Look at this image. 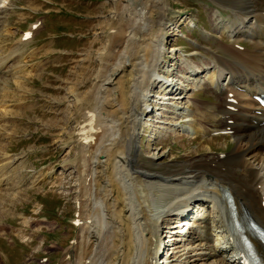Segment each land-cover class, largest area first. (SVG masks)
Wrapping results in <instances>:
<instances>
[{
	"label": "bare ground",
	"instance_id": "obj_1",
	"mask_svg": "<svg viewBox=\"0 0 264 264\" xmlns=\"http://www.w3.org/2000/svg\"><path fill=\"white\" fill-rule=\"evenodd\" d=\"M253 1L235 0L238 6L231 14L235 19L227 20L219 8L211 12L213 30L234 43L217 42L228 57L212 52L203 60L185 57L183 61L173 53L168 66L164 41L176 36L185 20L169 24L165 0H121L118 4L124 14L114 13L120 19L110 26L111 56L102 59L99 78L91 81L89 93L94 100L74 98L76 109L85 114L70 135L81 144L83 159L80 168L70 165L79 172L76 204L80 206L75 218L79 234L72 253L68 249V264H161L164 259L157 256L164 230L170 233L164 264H246L236 253L242 247L238 222L249 227L252 218L264 227V106L258 102L259 96L264 97V11ZM5 13L0 9V19ZM30 32L34 35L37 30ZM242 38L249 39L253 48L238 43ZM18 47L7 55L1 52V96L10 81L3 69L19 62ZM235 66L248 69L238 72ZM19 73L12 72V76ZM82 83L89 85L90 80ZM202 88L212 89L218 102L193 98L194 91ZM154 96L159 97L157 114L147 112ZM194 105L196 109L190 112ZM148 114L156 138L161 129L204 135L231 130L236 146L222 154H213L210 147L206 154L170 163L164 170H147L140 163L137 139L146 127L140 119ZM159 119L162 123L156 127ZM88 127L91 130L83 131ZM6 133L0 138V206L17 191L20 178L14 170L22 165L17 157L7 155L13 135ZM162 156L149 158L156 161ZM183 210L187 218L179 219ZM255 241L264 254L262 243Z\"/></svg>",
	"mask_w": 264,
	"mask_h": 264
},
{
	"label": "rangeland",
	"instance_id": "obj_2",
	"mask_svg": "<svg viewBox=\"0 0 264 264\" xmlns=\"http://www.w3.org/2000/svg\"><path fill=\"white\" fill-rule=\"evenodd\" d=\"M165 1L169 24L177 25L185 20L177 28L179 33L168 36L164 41L168 52L167 64L171 56L175 57L173 53L181 56L183 61L185 57L203 60L211 56L212 52L224 54L217 42L230 39L221 38L213 30L211 12L219 8L226 14L227 20L235 19V15H231L238 6L235 0ZM259 1L264 0L253 2L264 11V3L259 4ZM120 2L0 0V9L6 12L0 19V55L1 52L5 55L11 53L19 45L16 55L20 57L19 62H10L3 69L8 75L5 78L10 81L5 87V96L0 95V138L6 132L13 135L8 142L7 155L17 157V163L22 162V165L16 166L18 170H14L20 178L15 184L19 187L0 206V264L69 263V259L65 258L68 249L72 253L79 234L75 218L79 216L80 206L76 204L79 172L70 165L77 164L80 168L83 159L81 144L74 137L70 139V135L85 114V111L76 109L78 104L74 98L79 96L84 100H94L89 93L91 81L99 78L102 59L111 56L108 43L113 29L110 26L117 25L113 21L118 22L124 14L118 6ZM115 12H121L117 20L114 18ZM169 24L167 22L165 25ZM36 27H39L36 34L26 39L24 31ZM22 39L26 41L22 43ZM238 43L248 48L254 46L247 38L239 39ZM173 48L178 49L171 52ZM234 68L238 72L248 69L240 66ZM21 69L23 71L19 73ZM15 71L19 73L15 76H19L21 84L16 82L17 77L12 76ZM163 71L164 68L159 74L162 75ZM86 78L90 80L89 85V82L86 85L82 83ZM2 87L3 84L0 94ZM194 92L195 99L208 104L218 102L212 89L202 88ZM97 101L100 102V99ZM195 109V105L190 106L189 111L194 112ZM168 116L172 117V112ZM148 119L146 116L140 119L148 123H143V127H146L137 139L140 163L147 170H164L170 163L206 154L210 147L213 148V154H222L233 151L236 146L231 130L223 131L227 132L225 134L214 130L210 135H204L196 131L188 133L184 129L175 134L171 129H161L158 138H154V125L150 116ZM159 121V124L155 123L156 127L162 123L161 119ZM182 121L187 124V120ZM5 123L8 128L3 127ZM154 154L164 156L151 161L149 157ZM165 232L163 239L167 243L170 233ZM157 259H161V256H157Z\"/></svg>",
	"mask_w": 264,
	"mask_h": 264
}]
</instances>
